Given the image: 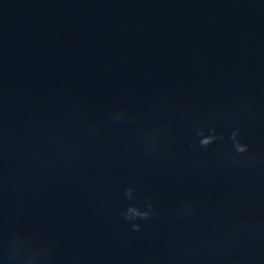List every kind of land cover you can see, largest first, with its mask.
I'll return each instance as SVG.
<instances>
[{
  "label": "water",
  "instance_id": "obj_1",
  "mask_svg": "<svg viewBox=\"0 0 264 264\" xmlns=\"http://www.w3.org/2000/svg\"><path fill=\"white\" fill-rule=\"evenodd\" d=\"M245 91L262 110L250 135L264 144V0H0V94L12 122H47L72 105L99 115L129 98L203 104ZM138 172L142 191L166 205L190 187L172 183V167L140 172L128 158L105 176L66 173L41 193L12 195L10 226L28 217L99 264L167 254L163 232L131 237L116 218L121 187Z\"/></svg>",
  "mask_w": 264,
  "mask_h": 264
},
{
  "label": "clouds",
  "instance_id": "obj_2",
  "mask_svg": "<svg viewBox=\"0 0 264 264\" xmlns=\"http://www.w3.org/2000/svg\"><path fill=\"white\" fill-rule=\"evenodd\" d=\"M261 114L255 91H245L203 104L129 98L99 115L72 105L47 122L33 114L12 122L0 94V264H99L28 217L10 226L7 202L66 173L105 176L128 158L140 172L172 167V183L190 186L168 205L142 191L139 172L121 187L116 218L127 235L151 226L169 240L167 254L134 264H264V144L250 135Z\"/></svg>",
  "mask_w": 264,
  "mask_h": 264
}]
</instances>
